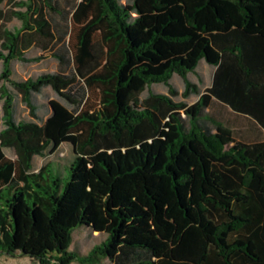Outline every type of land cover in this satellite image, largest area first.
<instances>
[{
    "label": "trees",
    "instance_id": "obj_1",
    "mask_svg": "<svg viewBox=\"0 0 264 264\" xmlns=\"http://www.w3.org/2000/svg\"><path fill=\"white\" fill-rule=\"evenodd\" d=\"M8 1L0 0V257L264 264V138L252 133H264V0H24L9 12L21 22L13 29L3 25ZM35 46L52 50L59 72L15 80L13 63H31ZM202 62L214 70L204 89L190 77ZM46 88L72 107L52 101L42 120L34 96ZM90 90L99 106L85 109ZM17 95L32 121L16 119ZM227 109L249 121L229 124ZM65 143L69 165L35 170L36 157ZM79 228L106 235L80 258L71 251Z\"/></svg>",
    "mask_w": 264,
    "mask_h": 264
},
{
    "label": "rangeland",
    "instance_id": "obj_2",
    "mask_svg": "<svg viewBox=\"0 0 264 264\" xmlns=\"http://www.w3.org/2000/svg\"><path fill=\"white\" fill-rule=\"evenodd\" d=\"M20 1L24 0H12L8 1L2 8L4 12L7 14L6 18L3 21V25L6 28L13 29L21 27V22L16 19L12 18L9 15L11 10H20V8L16 7V4ZM63 7L68 8L70 4L66 0H58ZM71 4L74 0H70ZM123 4L128 3V0H120ZM62 24L65 22L62 19L57 18ZM72 43V40H71ZM95 46L97 52H99L101 57L105 55V47L101 42L99 37L95 38ZM28 57L32 58L33 61L31 63H22L19 61H15L13 63V78L18 81H25L30 78L36 79L42 74L46 73H57L59 72V63L53 57L52 50H43L40 47H34L28 53ZM2 71V62H0V72ZM213 68L210 67L206 62H202L199 68L198 73L192 74L190 77L194 81H199L200 79L203 80L201 83L202 89L209 86L211 84V80L213 77ZM174 85L179 90L180 93L183 92L184 84L181 78L175 77ZM155 92L159 93H167L168 89L164 85H155L153 87ZM148 92L144 93L142 97H146ZM198 99L197 96H194L186 102L190 105L196 102ZM177 100H182V97L177 98ZM57 101L60 102L68 107H72L68 101L64 98L57 95L51 88H46L44 92L40 95L34 96V103L37 107V114L40 116L42 120H46L51 114V107L50 102ZM89 106L92 108H97L99 106V93L95 90H90V99L85 109H89ZM15 116L16 119L19 121H32L33 117L31 114L30 109L28 106L22 101L20 95L16 97L15 103ZM222 119L227 121L229 124L233 126H237L240 122L249 121V119H239L236 114L231 112L227 109V111L223 112ZM4 128L3 123L0 121V132ZM6 155L8 158L15 160L16 153L12 149L5 150ZM74 152L72 146L70 144H63L61 147L54 153L47 152L43 157H36L34 160V168L36 171L40 170L42 167L47 165H52L53 168H57L62 170L64 166L69 165L72 160L74 159ZM66 175V174H64ZM106 239V235L104 234H91L90 231L85 229H77L74 232V242L71 247V251L75 252L77 257L86 256L93 247H96L98 244H101ZM47 264H57L53 261H48ZM0 264H42L40 261L31 259L25 256H17V257H8V256H1L0 257ZM73 264H81L78 261H75ZM98 264H112L108 259H102L101 262Z\"/></svg>",
    "mask_w": 264,
    "mask_h": 264
},
{
    "label": "crops",
    "instance_id": "obj_3",
    "mask_svg": "<svg viewBox=\"0 0 264 264\" xmlns=\"http://www.w3.org/2000/svg\"><path fill=\"white\" fill-rule=\"evenodd\" d=\"M252 133L253 136H259L261 139L264 138V133L255 126L252 127Z\"/></svg>",
    "mask_w": 264,
    "mask_h": 264
}]
</instances>
